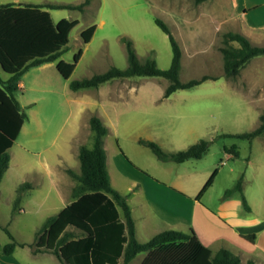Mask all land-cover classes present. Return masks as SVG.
Here are the masks:
<instances>
[{
	"label": "rangeland",
	"instance_id": "1",
	"mask_svg": "<svg viewBox=\"0 0 264 264\" xmlns=\"http://www.w3.org/2000/svg\"><path fill=\"white\" fill-rule=\"evenodd\" d=\"M32 1L77 5L85 0ZM261 1L247 0L249 4L254 2L258 4ZM235 2V0H204L202 2L197 0H91L84 11L76 9L51 11L55 22L62 19L78 20V24L70 32L68 51L59 58L58 62L61 60L73 62L74 56L80 50L83 54L68 80L62 76L58 77L55 69L40 71L37 68L30 69L21 78L25 90L19 92V99H21L23 110L28 114V119L10 150V163L13 165L7 171L10 174L12 169L11 174L9 175L6 171L8 176L5 174L0 183V249L11 242L3 227L9 229L17 245L29 244L34 250L36 249L37 233L41 227L37 231L36 229L41 224L45 209L41 208L34 199L45 194L49 186V181L43 176L45 167L57 162L58 154L62 151L60 145L65 139L64 130L75 121L74 106L70 102L84 95H87V97L84 96L87 99L97 101L100 99L96 88L75 92L70 89L69 83L73 80L90 78L111 67L127 68V51L121 37H127L133 42L141 60L152 57L161 69L170 67L171 45L167 35L156 25L157 17L167 23L181 46L180 80L186 82L199 79L204 75L218 78L209 79L192 89L180 90L177 93L179 95L172 102L188 107L187 110L184 109V114L188 115L186 118H177V115L173 118L166 116L158 118L154 115L156 114L154 111L149 115H143L134 112L128 106V102H120L122 115L118 138L116 139L114 133L105 137L112 186L126 191L128 181L141 176L138 169L139 165H143L141 160L150 158L158 162L148 147L138 143L139 137L145 138L153 130L164 134L169 130L181 129L184 124L191 122L192 119L189 117L193 113L191 109L197 106L194 114L212 117L214 121L210 126H205L201 134L194 133L186 136L184 141L193 145L200 139L208 140L210 147L202 162L218 161L217 168L222 170L216 186L208 192L212 195V199L205 198V201L215 206L222 199L228 198L224 196L225 191L233 188L242 174L244 175L243 194L247 203L255 201L260 193L264 198V138L258 136L249 140L227 136L253 131L259 125V115L264 111V56L251 59L236 77L224 76V60L220 51L223 46V34L229 31L243 34L244 31L243 15L236 14ZM101 21H105L103 27H101ZM91 26H96L97 30L93 40L85 43L82 33ZM118 79L105 86L139 84L155 90H163L169 84L163 77L135 76ZM181 96L186 98L183 103L178 99ZM31 99H34L35 103L28 106L27 103ZM252 100L255 101V108L258 111L249 104L253 103ZM92 110L95 111L97 108L88 110L86 115H93ZM97 113L94 112V115H98ZM144 118L150 120L153 118L152 120L155 121L152 124L142 125ZM82 121V124L87 125L88 128H84L80 137L83 142L91 146L93 135H90L92 133L89 128V118ZM118 139L126 157L118 149ZM59 143L60 145L57 146ZM229 153L233 154L232 158H228ZM73 160L75 162H72V167L52 166L55 171V183L57 182L65 203L73 199L72 190L77 184L69 171L74 170L80 174V162L78 159V164L76 163V154ZM221 160L225 162V165L221 164ZM24 183H28V186L22 191V200L24 196L27 199L32 197L35 202L25 206L23 212L21 200L20 208L14 211L13 205L18 189ZM15 184L20 185L14 194ZM51 193L52 198L57 195L54 190ZM231 197L243 203L241 193L236 192ZM61 202L57 205V209L64 205ZM58 212L60 210L53 209L45 213L55 215ZM44 252L55 255L51 251ZM147 256V253L141 254L132 264H142Z\"/></svg>",
	"mask_w": 264,
	"mask_h": 264
},
{
	"label": "trees",
	"instance_id": "2",
	"mask_svg": "<svg viewBox=\"0 0 264 264\" xmlns=\"http://www.w3.org/2000/svg\"><path fill=\"white\" fill-rule=\"evenodd\" d=\"M90 2L85 0L77 5L54 2L0 4V183L10 166V150L28 119L18 99L20 79L29 69L57 61L65 54L68 51L70 32L78 24V20L68 19H62L56 24L48 10L84 11ZM155 23L167 35L171 45L172 61L168 69H161L152 57L141 60L133 42L127 37H121L127 51V68L111 67L90 78L73 80L69 83L70 89L77 91L98 87L116 78L163 77L169 82L165 90V97H169L179 89H190L209 79L218 78L204 75L199 79L182 82L181 46L164 20L157 17ZM95 30L96 26H91L82 33L85 43L90 42ZM220 51L226 78L236 77L251 59L264 56V46L256 45L245 35L232 31L223 34ZM82 54L80 50L73 62L61 60L58 63V70L64 79L70 78ZM90 129L93 133L92 145H82L79 151L80 174L69 171L77 181L72 190L74 200L58 215L44 221L37 233L36 252L51 251L62 264H129L144 252L149 254L142 264H244L227 249H220L213 254L199 241L193 230L189 233L166 230L147 242H139L127 199L111 184L103 144L109 130L96 115L90 118ZM227 136L249 140L258 136L264 138V111L259 116V125L253 131ZM139 143L148 147L158 160L176 163L200 159L210 147L206 139L177 152H167L151 140L140 139ZM216 174L217 170L205 184L200 196L212 185ZM243 180L242 174L235 186L225 191L224 196L241 193L244 207L250 210L243 194ZM27 186L28 183H24L19 187L14 211L20 208L22 191ZM3 230L11 242L2 247V253L11 255L17 244L9 229L3 227ZM245 264L255 262L249 260Z\"/></svg>",
	"mask_w": 264,
	"mask_h": 264
},
{
	"label": "crops",
	"instance_id": "3",
	"mask_svg": "<svg viewBox=\"0 0 264 264\" xmlns=\"http://www.w3.org/2000/svg\"><path fill=\"white\" fill-rule=\"evenodd\" d=\"M235 1L234 6H236V14L240 13L243 15V34H245L252 43L264 46V0L258 4L255 2L249 4L247 0ZM8 3L21 5L23 3H44V1L0 0V4ZM48 11L51 14L52 10ZM231 19L232 16L230 17V20ZM58 22L54 21L56 24ZM104 24L105 21H101V27H103ZM219 26H221V24ZM93 38L94 35L90 42ZM259 40L262 42H258ZM58 60L33 68H37L40 71L55 69L58 77H60L62 75L58 70V63L60 62H58ZM118 80L119 79L116 78L106 82L107 84L103 83L98 87H92L99 91V101L95 99H87L84 97H87V95H84L76 97L70 102L71 105L74 106L75 121L68 127L69 129L67 128L64 130L65 139L63 144L60 145L59 143L57 145H60V150H62L58 154L57 162L51 165L48 164L45 167L43 176L49 181V186L45 194L34 199L35 201L37 200L41 208L45 209V212L53 209L60 210L61 212L74 200L72 199L65 203L60 188L57 182L55 183V171L52 166L63 167L68 165L72 167V162H75L73 160L75 154L77 159L76 163L78 164L80 147L82 145H88L83 142L80 137L84 128H88L87 125L82 124V120L89 118L90 128V118L94 115V112H98V115L96 116L101 119L103 124L107 126L109 130L106 136L114 133L117 139L120 117L122 115L120 113V102L123 101L128 102V106L131 107L134 112L143 115H149L154 111V113H156L154 115L158 118L164 116L173 118L175 115H177V118H186L188 116L184 114V109L187 110L188 107L172 102L175 97L179 95L177 93H179L180 90L188 89H179L169 97H165V90L168 85L163 90H155L152 87L139 84L131 86H105ZM19 88V92L25 90V85L21 79L19 82ZM178 99L183 103L186 98L181 96ZM33 100L34 99H31V101L27 103L28 106H32L35 103ZM19 101L22 106L21 99H19ZM252 101L253 103L251 102L249 104L253 109L258 111V109L255 108V101ZM93 107L100 110H92L94 111L93 115L87 116L86 112ZM196 108L197 106H194V108L191 109L193 112L189 115L192 119L191 122L184 124L181 129L178 128L173 131L169 130L164 134L153 130L152 133L145 138L139 137L138 143L140 139L151 140L158 143L167 152H177L189 148L191 145L185 143L184 138L194 133L201 134L202 129L205 126H210L214 121V118L212 117L194 114ZM152 119L153 118H151V120L144 118L142 125L154 123L155 120ZM90 135L92 136L93 133ZM105 137L103 144L106 151ZM66 145L67 151L65 152ZM117 146L119 151L121 152L122 150L124 153L119 139L117 140ZM123 155L126 157L125 153ZM232 155L233 154L229 153L228 158H232ZM203 157L200 159H190L183 163L172 161L163 162L160 160L154 162L150 158L143 159L141 160L143 165H139L141 168H138L140 169L141 176L130 179L126 191H122L119 187H115L116 190L126 197L131 208L137 240L142 243L147 242L156 234L166 230H175L185 233H189L193 230L199 241L205 247L209 248L213 254L217 253L220 249H227L237 255L244 264L249 260H253L255 264H264V198L262 193L256 197L255 201L248 202L250 210H247L243 206L242 201L233 200L231 196L222 199L215 206H212L205 201V198L212 199V195L208 194V192L216 186L222 170L217 168L218 161L209 160L208 162H202L204 159ZM108 163L109 158L107 155V169ZM221 164L225 165V162L221 160ZM12 165L13 164L10 163V166L7 169L8 171ZM216 170L217 174L212 185L200 196L205 184ZM7 172L5 174H7ZM19 185L20 184L14 185V194ZM53 190L57 194L54 198L51 197L53 196L51 193ZM34 200L32 197L27 199L24 196L22 200V211L24 212L25 206H28L30 202H33ZM61 201L64 205L60 209H57V205H59ZM45 212L41 217V224L37 227L36 231L43 225L48 217L56 216L60 213L46 215ZM145 253L149 254L148 252L140 253L129 264H132L135 259ZM0 264H62V262H60L55 255L49 253L46 254L45 252H36L33 247L26 244L17 245L11 255H4L1 248Z\"/></svg>",
	"mask_w": 264,
	"mask_h": 264
}]
</instances>
